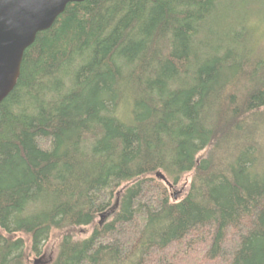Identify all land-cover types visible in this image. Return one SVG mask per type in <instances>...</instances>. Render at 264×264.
I'll return each instance as SVG.
<instances>
[{
	"label": "trees",
	"instance_id": "trees-1",
	"mask_svg": "<svg viewBox=\"0 0 264 264\" xmlns=\"http://www.w3.org/2000/svg\"><path fill=\"white\" fill-rule=\"evenodd\" d=\"M223 1L85 0L36 35L0 102V264H264V0L209 44Z\"/></svg>",
	"mask_w": 264,
	"mask_h": 264
},
{
	"label": "water",
	"instance_id": "water-1",
	"mask_svg": "<svg viewBox=\"0 0 264 264\" xmlns=\"http://www.w3.org/2000/svg\"><path fill=\"white\" fill-rule=\"evenodd\" d=\"M83 1L0 0V102L15 87L23 54L36 35L49 29L68 4ZM118 196L119 191L115 203Z\"/></svg>",
	"mask_w": 264,
	"mask_h": 264
},
{
	"label": "rangeland",
	"instance_id": "rangeland-1",
	"mask_svg": "<svg viewBox=\"0 0 264 264\" xmlns=\"http://www.w3.org/2000/svg\"><path fill=\"white\" fill-rule=\"evenodd\" d=\"M223 1L222 3H224ZM256 0H228L225 2L220 9L218 10V14L216 18H212L208 22V28H207V35L208 38H206L208 41L209 39H212V36L224 37L226 32H229L230 27H232L237 20H240L242 15H248L251 16V18H259V16H256L254 13V6H255ZM224 24H226V29L224 30ZM221 25L223 26L221 28ZM207 37V36H206ZM211 41V40H210ZM212 43L213 41L210 42ZM263 44V50L262 54L264 56V40L262 42ZM204 153L199 154L201 156ZM163 178L158 179L161 181V183L166 186L169 200L171 202H178L184 196L187 194L191 176L190 174L183 175L179 183L175 186H173L169 180L162 174L159 173ZM116 198V194H115ZM115 200V199H114ZM56 250V240L52 239L50 242L44 247L43 252L39 258L35 260V264H49L55 255Z\"/></svg>",
	"mask_w": 264,
	"mask_h": 264
},
{
	"label": "bare ground",
	"instance_id": "bare-ground-1",
	"mask_svg": "<svg viewBox=\"0 0 264 264\" xmlns=\"http://www.w3.org/2000/svg\"><path fill=\"white\" fill-rule=\"evenodd\" d=\"M256 7V6H255ZM253 32V31H252ZM262 58V57H261ZM212 60V59H211ZM258 60H259V58H258ZM251 62V61H250ZM252 62H254V61H252ZM255 63V62H254ZM251 69V68H250ZM264 70V69H263ZM169 258V257H168Z\"/></svg>",
	"mask_w": 264,
	"mask_h": 264
}]
</instances>
